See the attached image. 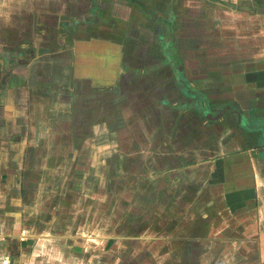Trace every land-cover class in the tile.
Instances as JSON below:
<instances>
[{
    "label": "rangeland",
    "instance_id": "1",
    "mask_svg": "<svg viewBox=\"0 0 264 264\" xmlns=\"http://www.w3.org/2000/svg\"><path fill=\"white\" fill-rule=\"evenodd\" d=\"M89 1L90 0H80V4L76 6L77 9L75 10L74 8L71 12L70 21H67V23L64 22L65 20H62V26L65 27L66 30H69L72 27L74 28L80 19V22H84L83 19L86 18ZM230 1L233 3H238V1H243V3L246 2V0ZM146 3L149 5V9L144 12L146 16L142 20L138 17L136 20L133 19L137 14V6L136 4L130 3V1L121 4L117 10H113L116 11L115 13H110L108 11L110 8L104 5V7H102V9H105L103 12L110 20H116L115 18L118 20L128 19L126 23L123 24L122 22V24L118 27L121 31V33H118L119 36H116V33H112V35L116 36L113 39L109 35L101 32L102 29L100 27H96L94 28V31L92 30V41H90L91 38L89 40L86 39L87 42H81L79 45L77 42L76 46L73 44L71 47L69 46L71 43H69V45H65L64 43L63 47L58 46L57 44H59V41L62 42L63 38L57 36V40L55 42L57 45L56 47L53 45L50 47V51L45 50L47 47H43L41 50L44 54L48 51L50 54L52 53L53 56H57L58 59H63V61L55 63L54 60L49 59L48 63L51 64V66L48 68V71H46V74L45 72H42V76L40 73L38 74L40 76L37 75L38 77L36 79L33 78V80H31L32 83L27 81V85L23 82L16 87V93L13 94L14 101L11 100L9 103V108L13 114L10 117V121L12 123H8L5 130H9L10 126L13 125L16 126V130L23 131V134L16 142L12 150L2 148L11 147L12 145H10L8 138H3L1 135L0 138L2 139V142L0 143V162H6L8 164L7 167L12 168V171H10L11 181L5 187H11V189L12 186L13 189L14 186H18L19 188L24 187L25 194L23 195L28 197V201L25 200L24 197L20 196L21 194L19 191L17 192L18 201L13 203L16 207H18L16 209L17 211L14 213H17L16 221L20 224V228H15L11 231L4 228V226L0 227V264H5L6 261L11 260V258L7 257L8 251L6 250L7 248H5L9 246L6 244L7 242H5L8 237H12L13 239L17 238L23 243L25 242V239H32V241L29 242V244L33 245L32 254H29L30 256L26 257L27 253H22L23 260H16L17 264H73L70 260V258L72 259V256L68 257L66 252L62 253L59 250V247L61 248L68 242H73V246L75 247L74 249L79 252V254H76V252L73 254V257L79 260L77 264H153V261L157 262V264L166 263V252H163V249L173 246H170L169 242L171 241L169 240L174 241L176 240V237L167 236V244L169 245L163 246L157 242L158 238H156L157 236H154L155 233L153 232V213L150 210H146L144 213H141L149 221V223L147 222L145 225L147 230L138 231V233L141 232L142 234H128V231L130 232L134 230H123L125 227L121 220L119 221V224L121 223L122 228L118 230H115L113 227L114 225L110 224L109 220L112 216H116L115 211L119 208L118 205H121V207L126 209L129 207V203L133 202V206L137 204L134 202L133 198V200L131 199L129 202L120 201L121 203L118 202L119 204L106 200V195L109 193L108 183L110 180H108V178L113 176L114 180H118V183L120 179H124L125 184L122 187H125V190L123 191L131 194V188L133 190V186L135 185L131 187V184H128L127 179L129 178L132 183V181L136 179H146L151 177V175L156 174L160 169H162L157 165L160 160H163V164L164 162L167 164L166 166L163 165L165 168L170 167L169 163L181 166L182 164L180 165V163H177V153L175 151L170 150V152H172L171 154L168 153V150H166L165 154L158 152L159 148H165L168 145V141L172 140L169 137L171 133H174V136L179 138L181 142L179 146L177 145L179 149L182 146H185L183 151L181 149L177 150V152L178 154L180 153L179 155L186 154L185 157L187 156L188 160L185 158V162H183V164L185 163V166H188L186 168L187 170L190 169L191 164L193 165L200 161L198 160L201 156L200 151H198L199 146L196 144L197 140L192 137L190 142L189 140L180 139L179 137L182 131L181 128L184 126L189 128V132H191V128L198 124V126L202 124V122H200L201 119L196 118V114L192 115L193 111L190 110L187 113L183 112L185 107L183 106V102L190 101L189 97H192L193 100L191 101L193 102L189 105L191 107L196 106L192 109L196 108L198 112H205L207 110V106L205 105L203 107L199 101L194 100V97L196 96L193 92L191 93L190 90L194 91L195 87L189 88L182 83H185L188 80L204 79L205 83L201 88L203 89V93H205L203 94L204 98H207L206 94H208L209 98L214 99L218 98V95L222 92L221 89L218 90L219 87L215 83L217 81L224 80L226 76L230 74L229 71H232V75L234 72L239 71L244 74L246 73L245 79L242 80L245 84L244 89L247 91L251 90L249 92L250 94L248 92L246 93L249 94L248 96H253L255 93L254 86L247 85V82L248 78L252 77L253 73H259L264 70V10H240L238 13L230 11L226 8V6H223L216 0H181L179 4H177L178 17L180 18L181 23H183V30L181 29V33L182 36H184L183 39H185L186 44L192 42L196 46L193 47L191 51V48L182 50L181 55L184 57L183 66L187 73V75H184V71L182 69H177L181 63L180 56H178V54L174 55L172 52L171 54L168 53L167 46H164L165 44L163 42L160 43L157 40L155 33H151L155 25L159 26L158 24L162 22L160 18L155 20V13L160 12L161 16L159 17H162L164 11L157 8L158 4L156 1L154 3L147 0ZM170 7L171 6L168 7V10H170ZM139 13L141 16L143 15V12ZM113 14L117 16H113ZM167 14L171 16L168 22L172 23V25L167 24L168 27L163 30V33L160 32V34L165 35L166 37L168 36L169 39H172L176 32V28L174 26L175 14L173 12H167ZM92 15L94 17V8H92L91 17ZM26 16L27 13L24 17ZM142 17H144V15ZM149 18H152V20ZM22 23L25 24L26 20ZM152 23L154 24L153 28H151ZM54 24L55 22L53 23V21L49 24H43L42 28L45 30V35H41L39 40H41L44 45L49 41L47 38L48 35L46 34V27L50 30ZM105 25L102 27L103 30L108 28V26ZM63 27L60 31H63ZM140 27L148 30L145 36L141 35L142 32L140 33ZM23 28H25V26H21L20 28H17V30L13 31L14 33H17L16 35L18 36L16 41L19 40V35L21 37L22 33L25 32L23 31ZM32 28L35 30L37 27H31L30 33H33ZM130 30H133V33L129 36L128 32ZM85 31L87 30H82L83 35ZM184 33H186V35ZM134 34L136 38L132 36ZM142 37H145L146 39ZM33 38H31V40H33ZM122 38H124L123 40H129L128 42L135 39L141 40L138 43L139 47L136 55L139 58L138 61L134 62L133 59H131L134 54H132V51L129 50L130 46H128L126 42H123V44L122 42H119ZM256 39L260 42H255ZM68 40H72L70 36L68 37ZM173 43L174 42L170 43L168 48H172ZM110 44L115 47L117 46L118 50L123 52V54H127L126 57H128V59L126 64L128 62H133L132 65H129V63L127 64V67L131 68L130 73L133 72V74H136V67L142 69L146 68L145 72L134 75L132 82H130V79H127L126 84L122 85L124 89L123 95L120 94L119 97L116 96L115 91L106 92L107 88L105 85H100V89L106 93H99L97 89L96 92L92 91V89H95L94 87L97 88L99 86L92 85L91 87L85 82L80 84L79 89H70L69 84L72 77L66 76L69 74L72 75V69H74L75 72L77 71V74L83 72L86 73V71L89 72L92 70L93 75H100L102 74V71L108 69V74L104 76L105 79H108L110 82H113V79L115 78L116 80L120 77L121 80L124 79L126 76L124 71L121 74L120 72L117 74L115 72L112 58L113 54L107 52L108 50H112ZM142 45L144 47H142ZM212 45H217L219 47L217 54L220 55V58H217L220 60L221 65H229V69H226L227 72L224 74L223 72L221 74L217 69H214L216 60L213 58L214 53H212V51L215 50L216 46L215 48H212ZM208 51H210L211 54H209V57L206 61H204L203 59L207 56ZM224 51L227 53H224ZM0 52L5 56L8 54L9 56L13 55L11 52H8L7 54L4 53L1 48ZM122 56V54L119 56V60ZM216 56L217 55H215V57ZM71 58H73V61L69 62ZM27 61H29V58ZM228 61H236L237 63H228ZM257 62L260 65L256 66L255 64ZM15 64H17L16 70L21 68V66H19L20 64ZM251 64L252 67L248 69L247 66ZM234 69H237V71ZM31 71H33V69ZM175 75L177 79H175ZM183 76H185L186 79ZM210 82H214V86L209 85V87H207V83ZM199 83L201 82L199 81ZM74 92L75 94L78 93L77 97H79L81 103H76L75 101L77 100H74L73 102V100L68 97V95H72ZM237 92L238 90H236V92L235 90L233 91L232 94L234 97L238 95L236 94ZM195 93L199 95L198 92ZM46 97L49 98V102L43 103L42 99ZM200 97L203 98L202 96ZM57 98L60 99L56 101ZM253 99L254 97L251 100ZM56 102L58 103V108L61 106L62 109L61 107L60 109L64 110L60 114L63 115V117H54L51 121H47L44 118L45 115L41 113L45 111V107L43 106L46 105V110L49 112L48 114H50ZM78 104L82 106L81 107L79 105L82 108V114L79 112L75 117L76 111H79L77 108ZM65 112L68 115H66ZM121 113L127 114L130 120L132 115H134L135 118L136 116L139 118L138 115H140V118L145 120L146 127L148 126L150 128L149 121L155 126L151 131L147 127V131L142 132V134L145 135L139 140H137L136 137L138 136L137 133H139L138 130L140 127L136 129V133L132 135H126L127 137L122 135L125 139L119 137L120 139L116 138L114 140V147L124 156L123 160H125V163L127 159H131L132 162L137 163V171H133L135 174L129 172V177L128 175L126 176L128 167L124 164H120V167H118L117 164H114L113 160H119L120 157L119 152H114L112 154L113 163L109 160V158V163H106L112 167L110 169L107 168V172L99 170L100 173L96 174L93 162L92 167H90L89 162L92 161V155L96 153H94V150L97 146H108V143L112 141L110 139L111 132L119 130V127L116 124L122 120H126V117L124 118L120 116ZM114 114L116 116H114ZM255 114V112H252V115H249V118L245 117L241 122V127L253 135L261 134L264 138V119L253 116ZM66 117H69L70 119L67 120ZM78 117H81L83 121V123L80 121L81 125L78 124ZM175 122L176 126H174ZM128 130L130 131V129ZM65 136L67 137L64 138ZM76 137H78V139ZM84 140H86V142ZM136 141H139L141 145H138ZM173 142L179 141L172 140L171 143ZM60 144H63L64 147L62 156H59L56 153ZM224 144L226 147L224 149H230L228 147L230 144L229 141L224 142ZM41 145L44 147L41 149L39 155L44 158L48 156L49 164L53 166V168H57V170L41 171V168H43L44 165L40 164V160L38 162L36 161L37 164L35 165L33 158L36 156L33 154V148ZM188 145L189 149L190 145H192L194 148L193 151L189 152ZM140 148L142 150L141 152L138 151ZM130 149L134 150L130 151ZM131 152H140V155H132ZM65 161L67 164L64 165L65 167L63 168H67L69 170L71 167L75 166L77 174L81 177V179H77V182L78 180L80 182V186L75 187V189L80 187L78 196H62L60 186L65 172H60L63 168L57 165ZM181 161L184 160L182 159ZM86 162H88L87 165L85 164ZM183 169H185V167H183ZM55 173L58 177L55 179V177L51 176L52 178H50V175ZM106 174H108V176ZM94 177H96V179L98 178V181H92V183H90L91 178L93 180ZM101 177L102 179L99 180ZM17 178H20V181H17ZM179 178H186L189 180V173L187 172V175H184V177L182 174ZM136 181L134 184H137ZM143 182L146 184L145 181ZM111 185L112 183L110 184V189H112ZM35 186H37L38 191L32 190ZM88 190L90 191L89 193L92 194V197H90L89 193H87ZM137 190H139V187ZM2 191L3 190H0V198H3V194H5V202L3 203L8 204L12 192L9 193V190L7 189L3 192ZM135 191L136 188L134 187L133 194H135ZM31 192H35V194L32 193V201L30 200ZM119 193H122V191ZM140 193H142V191H140ZM114 200H118V198ZM1 204L2 203L0 202V206ZM7 206L9 207L4 209V212H6L5 214L0 212V220L2 218V220L5 221L6 226V215H14V213L12 214L9 211L12 209L10 208V205L8 204ZM111 207H114L113 211H111ZM147 208H152V206L147 204ZM32 211L33 213H31V218L35 217L34 214L36 211L38 213H43V221L46 220L45 217L47 214L51 217L53 216L52 219L58 216L56 219L57 222H61L64 219L65 221L77 219V228L75 231L71 230V222L67 221L68 223H66V228L68 229L64 231V234L57 232L55 229L56 225H53L52 228L49 225L44 226L41 231L36 227L29 229L21 223H24L25 217H27V214ZM22 212L26 215L21 218L20 213ZM120 214L121 212H119L117 216ZM135 214L139 215V212L135 211ZM50 216L48 217L50 218ZM30 221H32L33 224L35 223V220ZM181 224L182 222L180 225ZM39 225L41 227V224ZM207 235L208 237L205 239L206 243L204 244L207 248H209L208 254L212 255V252L220 246L218 242L221 237H214L210 234V231ZM234 235H237V231ZM228 237H233V235L230 233ZM57 239L59 240L61 246L58 245ZM4 242L5 244H3ZM11 245H14V243ZM259 246L260 245L258 244V247L251 252V258L250 255L248 256V254H246L248 251L238 252L235 255L229 251L230 253L226 257H229L231 254L233 255V257L229 258L231 263L241 260V263L238 261L240 264H250L251 260V264H255L256 260V263L259 264L260 257L258 255L259 250L261 251V247ZM244 248H246V246H244ZM253 248L255 247L253 246ZM143 249L148 252H154L152 258L147 257L142 260ZM225 253L226 252H222V256Z\"/></svg>",
    "mask_w": 264,
    "mask_h": 264
},
{
    "label": "flooded vegetation",
    "instance_id": "2",
    "mask_svg": "<svg viewBox=\"0 0 264 264\" xmlns=\"http://www.w3.org/2000/svg\"><path fill=\"white\" fill-rule=\"evenodd\" d=\"M147 0H141L140 3L136 4L134 2V0H130V3L132 4H136L137 8V14L134 16V20L137 19V17L142 20L145 18V13L147 9H149V5L146 3ZM152 2L156 3L159 5H157V8L161 11H164L161 16V13H155V20L159 19L162 21L160 24H158L159 26L154 27V24L152 23L151 28H153V31L151 33H155L157 40L160 43H164V46H167V52L171 54H178V56H180L181 58V63L179 68L177 67V69H182L184 71V75H187L186 73V69H184V57L183 55H181L182 50H186V49H190V51L192 50L193 47H196L192 42L186 44L184 36H182L181 33V29L183 28V23H181L180 18L178 17V12H177V4H179V2L181 0H150ZM218 1L220 4H222L223 6H226L227 9H229L232 12H238L240 10H250V11H256L259 9H263L264 10V0H246L245 3H243V1H238V3H233L230 0H216ZM240 2V3H239ZM103 2L101 0H90L89 1V7H88V12L86 15V18L83 19L84 22H80V20H78V24L76 26H74V28H70L69 30H66L65 27L62 26V20H65L64 22L70 21V15L71 12L74 10H70V11H66L64 17L62 16V19L57 22V26L56 27H51V29L49 30L48 27H46V34L48 35V40L51 42H46L48 44H43V42L41 40H38V36H32L33 33L36 34L38 32L36 31H40L41 35H45V30L42 27H38L35 28V30L33 29V33L31 34L30 31L29 33L24 36L19 35V40L16 41V38H18V36L16 35L17 33H14V30H11L9 28H4L1 27L0 28V48L2 49V51L4 53H12V56H9V54L7 56L3 55V53L0 52V137L1 135L3 136V138H8L10 145H12L11 147H2L4 149H13V147L15 146L16 142L22 137L21 135L23 134V131L20 130H16V126L11 125L9 130H5L7 128V124H11L12 122L10 121V117L13 115L11 109L9 108V103L11 102V100H13V94L16 93L17 90V86L20 85V83H25L26 85L28 84L27 81H29V76L28 74H26V72H24V69L22 68L25 64V61L29 58V56L31 54H34V50L31 48L32 46L35 45V47L39 48L38 45L40 46V49H42L43 47H47L45 50L51 49L50 47H52L54 45V47L58 46H64L63 44L65 43V45H69V43H71L69 46H76L77 42L78 45L82 42H85L86 37L88 39H90V41H92V30L94 31V28H101L104 34L109 35L110 37H112L113 39L116 36H119L118 33H121V31L118 29V27L120 26V24H123L127 22V20L124 19H117L116 20H110L109 18L106 17V15L104 14L102 9L103 7ZM141 6V7H140ZM170 7V10H168V7ZM92 8H94V17L92 15L91 17V13H92ZM141 10V11H139ZM139 12H143L144 17L141 16V14ZM167 12H173L175 14V22H174V26L176 28V32L174 34V37H172V39H169V37L165 36V35H161L160 32L163 33V30H165L168 25H172V23H169L168 20L171 18V16L169 14H167ZM91 18V20H90ZM86 19V20H85ZM150 20H152V18H149ZM72 21V20H71ZM105 21V23H104ZM152 22V21H151ZM68 23V22H67ZM107 25L108 28L103 30L102 27H104V25ZM105 25V26H106ZM64 28L63 31H60L59 29H62V27ZM70 26V25H69ZM68 26V27H69ZM124 27V26H123ZM170 27V26H169ZM86 29L87 31H85L84 35L82 34V30ZM155 29V30H154ZM183 30V29H182ZM185 30V28H184ZM142 32V36L146 35V32H148V30H146L145 28L140 27V33ZM112 33H116L117 35L114 36L112 35ZM123 33V32H122ZM133 33V30H130L128 32V35L130 36ZM186 34V33H184ZM57 36H60L61 38H63V41H59V44H55L56 40H57ZM71 37V41L68 40V37ZM134 36V38H136L135 34L132 35ZM34 37V38H33ZM162 37V38H161ZM31 38H33V40H31ZM145 38V37H142ZM124 38L121 39V41L119 42H126V44L129 47V50L132 51V54H134L131 59H133V61H138V57L137 55V50L139 47V40H133L131 42H128L127 40H123ZM146 39V38H145ZM67 40V41H66ZM224 41V40H223ZM118 42V41H117ZM172 48H168V45L170 43H172ZM213 43V42H212ZM13 44V45H12ZM9 45V46H8ZM112 50H108L107 52L112 53L113 56V66L115 67V72L116 74L119 73L118 71H121V73L124 71V74L126 73V76L124 77L123 80H121V77L119 79L116 80L113 79L114 81L106 84V88L107 91L106 92H116V96L119 97L120 94L123 95V86L126 84V80L130 79V82H132L134 79V75H138V74H142L143 72H145L146 68H137V72L136 74H133V72L130 73V69L128 68L127 64L129 63V65H132L133 62H128L126 64V61L128 59V57H126L125 53L123 54V52H120L117 48V46L115 47L114 45L110 44ZM216 46V48H215ZM142 47H144L142 45ZM212 48H215V50L212 51V53H214V59L216 60L215 63V67L214 69H217L218 72H220L222 74L226 73L227 70L229 69V65L224 66L221 65V62L218 58H220V55L217 54L218 53V46L217 45H212ZM225 48V47H224ZM144 53V52H143ZM224 53H227L226 51H224ZM223 53V54H224ZM123 55L121 57V59L119 60V56ZM211 54L210 51L207 52V56L203 59L204 61H206V59L209 57L208 55ZM215 55H217L215 57ZM9 56V57H8ZM218 57V58H217ZM225 58V57H223ZM240 61H242L241 59H239ZM124 61V62H123ZM21 62V63H20ZM18 63L19 66H21V68H19L18 70H16V66ZM228 63H237L236 61L232 62V61H228ZM233 64V66H234ZM258 64V62L255 64ZM51 65H47L46 68H44L45 70V74L47 73L46 71H48V68ZM247 66V65H246ZM235 67V66H234ZM248 69L252 67V64L247 66ZM44 70L38 69L37 70V75L41 73L42 76V71L44 72ZM235 70V69H234ZM237 71V69L235 70ZM129 72V74H128ZM120 73V74H121ZM229 75L226 76V78L224 80H220L217 81L215 84L218 85V90L221 89L222 92H220V94L218 95V98H209V95L206 94L207 98H204L205 93H203V89L202 86L204 85L205 81L204 79L201 80H191V81H187L184 84L186 87L192 88L195 87V90L192 91L190 90V92L196 96L194 97V100L199 101V103L204 107L205 105L207 106V110L204 111H200L198 112L197 109H192L196 106L191 107L189 104L192 103L193 98L189 97L190 101H186L183 102L185 106L183 109V112H188V111H193L192 115L196 114V118L201 119L200 122H202V124L200 126L196 125L193 128H191V132H189V128H187L186 126H184L180 133V139H185V140H189L191 142L192 137L195 138L196 144L198 147V151H200V156H202L203 154H207L209 152L211 153H215L217 151H221L223 150L225 147L224 142L229 141L230 144L228 145L229 148H234V147H246L248 145H251L254 143L253 140V134L249 133L247 130L242 129L241 127V122L243 121V119L245 117L249 118L252 115V112H255L256 114L253 116H257L260 118L259 114H261V110L263 109L262 107V100L257 92L255 91L254 95L252 96H248L251 90L247 91L246 89H244V81H242L243 79H245L246 73H242V72H234V74L232 75V71H229ZM129 75V76H127ZM231 75V77H230ZM40 76V75H38ZM185 77V76H183ZM175 79L176 75H175ZM186 79V77H185ZM184 79V80H185ZM176 81V80H175ZM183 81V80H181ZM199 81L201 83H199ZM124 83V84H123ZM133 84V83H131ZM210 86H214V82H210L207 83V87ZM21 87V86H20ZM246 88V87H245ZM96 89L99 93H106L104 91H102L100 89V86L92 89V91L96 92ZM201 89V91H200ZM238 90V92L236 94L235 97L232 94L233 91ZM195 92H198V94H196ZM248 92V93H246ZM75 94V92H74ZM74 94H70L68 95V97L71 98V100H77L75 101L76 103H81V101L79 100L78 93ZM243 94V95H241ZM241 95V96H240ZM184 96V95H183ZM186 96V95H185ZM200 96H202L203 98H201ZM254 97L253 100H251ZM67 98V97H65ZM60 98H57L56 101H58ZM43 103H48L49 102V98H43ZM14 101V100H13ZM201 101V102H200ZM80 104H78L77 108L79 109V111H76L75 113V117L76 115H78L77 113L80 112V114H82V106H79ZM188 105V107H187ZM45 107V111L41 112L43 113V115H45V119L47 121H51V119H53L54 117L58 118V117H63V115H60L61 112H63L64 110H61L60 107L58 108V103L56 102L55 105L52 108V112L50 114H48L49 112L46 110V105L43 106ZM154 107V106H153ZM132 110V109H131ZM195 110V111H194ZM45 112V113H44ZM69 112V111H68ZM71 112V109H70ZM66 113V112H65ZM127 113V112H126ZM259 113V114H258ZM118 114V113H117ZM125 113H121L120 116L122 117H126V120H122L120 121L118 124H116L119 127L118 131H112L111 135H110V139L112 140L110 143H108V146L104 145L103 147H96V149L94 150V153L92 155V161H90V167H92V162H93V167H95V173L98 174L100 173L99 170H104L103 172H107V168L110 169L112 166L107 165L106 163H109L108 161L110 160L112 163L114 161V164H117L118 167H120V164H124L126 167H128L127 169V174L126 176L130 175L129 172L134 173L133 171H137L136 167H137V163H134L131 161V159H127L126 163L124 159V156L120 153V151L116 150L114 145L115 142L114 140L116 138L122 137V135H124L125 137H127L126 135L129 134H134L136 133L135 130L138 129L140 127V129L138 130L139 133H137V140H139L142 136H144L145 134H142L143 131H147L148 128L146 127V122L144 119L139 118L134 115L131 116V120L128 118L129 116H127V114ZM66 115H68L66 113ZM250 115V116H249ZM114 116H116L114 114ZM113 116V117H114ZM50 119V120H49ZM66 119H70L69 117H66ZM80 121H82L81 117L77 118ZM135 119V120H133ZM66 120V121H67ZM133 120V121H132ZM137 121V123H136ZM83 123V121H82ZM193 123V122H192ZM190 124V123H189ZM81 125V124H80ZM123 125V126H122ZM149 125L150 128L149 130H153V128L155 127L150 121H149ZM174 126H176V122L174 123ZM181 127V125H180ZM176 128V127H175ZM130 129V131L128 130ZM41 131V129H40ZM173 132V131H172ZM29 133V131H28ZM41 133V132H40ZM30 134V133H29ZM43 134V133H42ZM77 134V133H76ZM78 135V134H77ZM76 135V136H77ZM116 135V137H115ZM29 136V135H28ZM32 137V136H31ZM67 136H65L64 138H66ZM125 137H122V139H125ZM173 141H179V142H173L171 143L172 140L168 141V145L165 148H159L158 152L161 154H165L166 150H168V153L171 154V151H175L177 153V163H180L181 166L179 165H172V163L170 164V167H164L167 164H163V160H160L158 162V167L162 168L160 169L156 174L151 175V177L146 178V179H136L133 180L132 183L130 182V179H127L128 184H131V187L133 185V190L131 188V194L130 193H126L123 190H125L124 186L125 184V180L124 179H120L119 183L118 180H114V177L112 176L111 178L109 177L108 180H110V182L108 183L109 185V193L108 195H106V200L108 201H113L112 203H117L120 201H124V202H129L132 198L134 199V202H136L137 205L133 206V202L129 203L126 209L121 207V205H118V209L115 211L116 216H112L110 215V224L114 225L113 227L115 228V230H118L121 227V223L119 224V221L121 220L124 225V229L123 230H134V231H128V234H134V235H138V234H142L141 232L138 233V231L141 230H145V225L148 221L147 218H145L144 215H142L141 213H144V211L146 210H150L153 215H152V221H153V232L157 235V237H167L171 234L175 235V236H182V235H190L192 236V238H194L193 242H187L185 240L178 242L176 245H173L167 248L163 249V252H166V263L165 264H227L226 261H229V258H231L233 255L237 254L238 251H234L231 252L233 253V255L231 254L229 257L225 258L222 256V252H223V246L222 247H217L213 252L212 255L208 254L209 248H207L205 246L204 243H200V240H198L197 238H200V235L202 236L201 238L205 239L207 238V227L208 224H210V215H215L216 214V210H217V205L214 204L215 201V197L217 198L219 195L217 194L218 192L216 191L215 187L212 189H208L206 187H203L202 184H199L197 186H195V183H200L201 181H205L206 180V173L207 171V166H199L197 169L193 170V169H186L185 163L183 164V162H185V158L188 160L187 156L185 157L186 154H182L179 155L177 150H181L183 151V149H185V146H182L180 149L177 147V145L179 146L181 144L179 138H176L174 136V133H171L169 136ZM226 137V138H224ZM42 138V137H40ZM78 139V137H76ZM81 139V138H80ZM120 139V138H119ZM86 142V140H84ZM141 141V140H140ZM2 142V139L0 138V143ZM81 142V141H80ZM137 142V141H136ZM138 145H141V143L138 141L137 142ZM42 144V143H41ZM264 145V143H263ZM44 146H39V147H34L33 148V154L36 156L33 158L35 165L37 164V162L40 160L41 161V165L43 164L44 167L41 168V171H48V170H57V168H53V166H51L48 162V156L47 157H43L40 156V151L41 149H43ZM48 147V146H47ZM142 148V147H141ZM141 148L138 151H142ZM193 147L192 145H190V149H189V145H188V150L193 151ZM64 150L63 144H60V146L58 147V149L56 150L57 155L62 156V152ZM134 149H130V151H133ZM151 151V150H150ZM119 152V160H113V153ZM140 152H131L132 155H140ZM188 152V153H189ZM187 153V154H188ZM130 154V153H129ZM207 156V155H205ZM61 158V157H58ZM109 158V160H108ZM166 159V158H165ZM164 159V161H165ZM183 159L184 161H181ZM8 160V159H7ZM61 160V159H58ZM113 160V161H112ZM37 161V162H36ZM124 162V163H123ZM203 161H198L195 164H189L190 166H197L199 164H201ZM39 164V165H40ZM67 162H61L59 165V167L63 168L65 167L64 165H66ZM86 165L88 164V162L85 163ZM154 165V166H157ZM164 165V166H163ZM8 164L5 162H0V190H9V193L12 192L9 202L8 204L10 205V208H12L10 211V213H14L15 211H17L16 209L18 207H16L14 205L13 202H17L18 199V194L17 192H20V196L24 197L25 200L28 201V197L24 196V187H18V186H12L10 188L5 187L6 185H8V183H10L11 181V172L12 168L7 167ZM183 167H185V169H183ZM53 168V169H51ZM114 169V168H113ZM61 170V169H58ZM35 171V170H34ZM116 171V170H115ZM60 172H65L64 177L62 178L61 181V186H60V190L62 192V196L66 197V196H78L79 192H80V187L75 189V187L80 186V182L77 179H81V177L77 174V170L75 168V166L71 167L69 170L67 168H63L62 171ZM187 172L189 173V180L188 179H182L179 178V176H181L183 174L187 175ZM135 174V173H134ZM108 176V174H106ZM55 177V179L58 177V175L53 174L50 175V178ZM95 176V175H94ZM156 176V177H155ZM158 176V177H157ZM84 178V176H83ZM199 178V179H198ZM102 177L99 179L101 180ZM196 179V180H195ZM17 181H20V178H17ZM96 182L98 181V178L96 179V177H94V179L92 180L91 178V182ZM112 181V182H111ZM137 182V184H134V182ZM145 181L146 184L143 182ZM185 181V182H183ZM60 182V181H59ZM195 182V183H194ZM112 183L111 187L112 189H110V184ZM214 183V182H213ZM18 185V184H17ZM199 186V187H198ZM134 187L136 188L135 194H133L134 192ZM139 187V190H137V188ZM19 188V189H18ZM142 189V190H141ZM32 190L34 191H38L37 186L33 187ZM2 191V192H3ZM120 191H122V193H119ZM140 191H142V193H140ZM90 191L88 190L87 193H89ZM35 194V192H31V201L33 199V194ZM119 193V194H117ZM4 197L0 198V202L2 203L0 206V212H3V214H5L6 212H4V209L9 207L7 206L8 204H4L3 202H5V194H3ZM90 197H92V194L89 193ZM15 198V200H14ZM118 198V200H114ZM66 199V198H65ZM132 199V200H133ZM21 201V200H20ZM121 203V202H120ZM147 204L151 205L152 208H147ZM140 209V210H139ZM152 209V210H151ZM114 210V207H111V211ZM139 210V211H137ZM136 212H139V215L135 214ZM121 212V214L119 216H117V214ZM31 213L27 214V217H25L24 223L22 222L21 224H24L27 228L29 229H33L34 227L38 228L40 231L43 229L44 226H51V228L53 227V225H56V230L59 233H64V231L68 228H66V223L71 222V230L75 231L77 228V219H73L72 221H68L65 219L61 222H57L56 219L58 218L55 217L54 219H52V217L47 214L45 217V221H43V213H38L36 211V213L34 214L35 217L31 218ZM16 214L14 213V215H6V223L7 226L5 225V221L0 220V227L4 226V228L13 231L15 228H20L19 227V223H17L16 221ZM24 214V215H23ZM205 214H208V216H203ZM21 218L23 216H25L26 214L24 212L20 213ZM50 216V218L48 217ZM67 218V217H66ZM30 220H35V223L33 224L32 221ZM187 220L188 222V226L187 227H183V228H179L180 223L182 222V224ZM68 221V222H67ZM152 223V222H151ZM38 224V225H37ZM41 224V227L40 225ZM37 225V226H36ZM106 226V225H105ZM22 228V227H21ZM149 228V227H148ZM147 230V229H146ZM136 237V236H133ZM9 241L15 240L17 241V238H12L9 237L7 238ZM26 242L29 243V240L25 239ZM19 241V240H18ZM17 241V242H18ZM216 252V253H214ZM154 255V252H148L145 251V249H143V253H142V257L144 260L147 257H151ZM146 256V257H145ZM223 257V258H222ZM154 258V257H153ZM224 260V262H223ZM241 263V260H238ZM233 262V264H240L239 262ZM125 264V263H124ZM153 264H157V262L153 261ZM160 264V263H158ZM164 264V263H163Z\"/></svg>",
    "mask_w": 264,
    "mask_h": 264
},
{
    "label": "crops",
    "instance_id": "3",
    "mask_svg": "<svg viewBox=\"0 0 264 264\" xmlns=\"http://www.w3.org/2000/svg\"><path fill=\"white\" fill-rule=\"evenodd\" d=\"M101 1L104 3L103 7L106 5L110 8V10H108L110 13H115L116 11L113 10H117L121 4L130 0ZM140 1L141 0H134L136 4L140 3ZM78 4H80V0H0V28L4 27L11 30H17V28L25 26V28H23V31L25 32L22 33V36H24L26 35L25 33L31 30V27H43V24H49L52 21L53 23L55 22L53 27H56L57 22L62 19V16L64 17L65 12L73 10V8L76 10ZM26 13L27 16L24 17ZM113 16L117 15L113 14ZM25 20L26 23H22ZM36 32L38 33L34 34V32L32 36H38L39 40L41 32ZM85 42H87V40H85ZM255 42L260 41L256 39ZM40 46L41 45H38V47ZM31 48L34 50V54L29 56V61H27V59L24 63L25 65L22 67L24 72L29 76V83H32L31 80H33V78L36 79L38 77V69L44 70L47 65H51L48 63L49 59L54 60L55 63L63 61V59H58L57 56H53L52 53L50 54V52H48L50 49L44 54L43 51L40 48L35 47V45ZM71 61H73V58L69 60V62ZM32 69L33 71H31ZM118 72L121 73V71ZM106 74H108V69L102 71V74L100 75H93L92 70L89 72L86 71V73L83 72L77 74V71L75 72L74 69H72V75L69 74L66 77H72L70 79L69 88H74L75 90L76 88L79 89L80 84L84 82L91 87L92 85L102 86L110 83V81L104 77ZM247 85L254 86V90L257 92L258 96L263 99V109L259 116L260 119H264V70L259 73H253L252 77L248 78ZM253 140L254 143L246 147H234L227 150L223 149L215 153L209 152L203 154L200 159H198L203 162L197 166H191L190 168L195 170L199 166H207L208 172L205 176L206 180L204 182L201 181L200 183H195V186L198 184L200 186V184H202L203 187L208 189H213L215 187L218 192L217 194L219 196L217 198L215 197L214 201V204L217 205L216 214L210 215V224H208L207 232L209 233L210 231V234L214 237H221L218 243L220 244V247L223 246V249L226 248L223 250V252H226L223 255L224 259L227 258L226 256L232 251H248L246 254H248V256L250 255L251 258V252L255 250L259 244V247H261V251L259 250L258 255L260 257L259 264H264V138L261 134H256L253 135ZM203 216H208V214ZM187 226L188 222L186 220L183 224L179 225V228ZM236 231L237 235L235 236L234 233H236ZM230 233L233 237H228ZM154 236L157 235L155 234ZM169 236L176 237V240L174 241L169 240L171 241L169 242L170 246L177 244V241L180 242L185 240L187 242H193L194 240L190 235L177 237L171 234ZM201 237L202 236L200 235V238H197L200 240V243H206L205 239L207 238L203 239ZM156 238H158L157 242L159 244H162L163 246L169 245L167 244L168 237ZM6 240V244L9 245L8 247H5L8 251L7 257L11 258V260H5V264H17L16 260H23L22 253H27L26 257H29L32 254L33 245L26 242V240L24 243L18 240V242L15 240L9 241L7 238ZM31 241L32 239L29 240V242ZM5 242L3 244H5ZM13 243L14 245H11ZM73 244V242H68L61 248L59 247V250L62 253L66 252L68 257L72 256V259L70 258V260L73 264H77L79 260L75 259L73 254L75 252L76 254H79V252L74 249L75 247ZM58 245L61 246L59 240ZM244 246H246V248H244ZM253 246L255 248H253ZM65 258L67 259L66 256ZM226 262L227 264H233V262L231 263L230 261ZM251 262L252 261L250 260V264ZM256 262L257 261L255 260V264H258Z\"/></svg>",
    "mask_w": 264,
    "mask_h": 264
}]
</instances>
